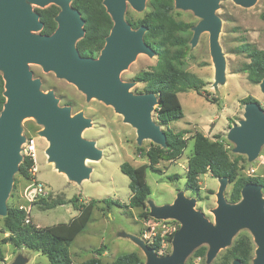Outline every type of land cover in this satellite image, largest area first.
I'll list each match as a JSON object with an SVG mask.
<instances>
[{"label":"water","instance_id":"1","mask_svg":"<svg viewBox=\"0 0 264 264\" xmlns=\"http://www.w3.org/2000/svg\"><path fill=\"white\" fill-rule=\"evenodd\" d=\"M241 7H251L256 0H232ZM146 0H103L112 27L96 58L80 56L76 43L84 35V20L72 8L71 0H0V72L5 99L0 111V217L7 214L13 177L21 163V122L31 117L42 126L38 132L48 142L44 155L47 162L63 172L67 180L80 184L88 179L92 168L86 159L96 161L102 153L95 142L81 137L91 127L89 118L82 113L71 116L70 108L58 106L53 92L40 90V81L32 78L28 64H36L44 72H52L58 79L72 84L86 100L95 98L113 108L123 122L135 129L136 142L150 140L165 148L166 135L151 118L159 103L154 93L133 94L134 82H123L120 73L138 54L149 57L154 51L144 42L146 27L132 29L124 14L127 5L141 12ZM174 8L189 10L199 21L192 28L190 46L196 45L201 33H208L209 53L214 64L215 85L224 81V59L218 46L220 20L215 14L219 0H174ZM32 5L41 9L54 5L59 12L54 18L56 29L50 35L41 34L43 23ZM264 95V77L259 83ZM243 118L233 125L227 139L235 145L233 152L253 161L264 144V110L258 102L244 105ZM219 183L216 208L212 210L214 223L194 209L195 201L183 192L177 193L172 204L149 207V217L155 220H175L180 228L172 237V251L158 257L143 241L131 236L145 256L144 264H184L198 247L207 245L206 263L218 251L230 244L240 229H247L255 245L251 264H264V198L262 189L246 184L240 191V200L229 203L224 191L227 178ZM13 264H21L17 260ZM232 264H241L234 260Z\"/></svg>","mask_w":264,"mask_h":264},{"label":"rangeland","instance_id":"2","mask_svg":"<svg viewBox=\"0 0 264 264\" xmlns=\"http://www.w3.org/2000/svg\"><path fill=\"white\" fill-rule=\"evenodd\" d=\"M147 1L141 12H136L127 5L124 17L133 22L143 19L149 11ZM41 9L32 5V10ZM215 14L220 20L218 33V46L224 59V81L215 85L214 64L209 53L208 33H201L196 45L189 44L186 58V70L195 74L205 83L204 91L214 102L206 101L192 90L177 94L182 107L184 117L169 125L175 132L186 131V149L176 161H159L153 168L146 169V182L150 188V195L146 200L144 209H125L115 205L106 208L103 203H97L93 209L91 221L72 241L69 253L75 264H81L95 256V251L100 250L102 264H110L116 257L136 253L144 264L146 259L141 249L133 242L131 236L138 238L148 245L153 236L163 238L158 257L169 255L172 251L171 243L166 242L169 232H175L180 228V223L175 220H155L149 217H140L141 213L149 207L172 204L177 193L183 192L186 197L194 199V209L203 213L204 217L214 223L212 210L216 208V193L219 183L209 174L199 177V194L193 195L185 189V170L187 159L192 154L193 143L191 136L194 132H200L212 141L221 142L231 160L241 157L238 162L239 177L264 178V144L260 147L257 157L248 161L245 155L233 152L235 145L227 139V134L233 125L243 118L244 105L241 100L252 97L264 110V95L259 84L248 82L246 74L240 72V68L248 60L241 54H235V48L241 43L255 46L264 50V0H256L251 7H241L232 0H219ZM176 20L190 23L193 27L199 19L189 10L175 9L172 12ZM156 63V56L149 57L138 54L134 61L120 73L123 82H132L135 75L147 71ZM32 72V78L40 81V90L44 93L53 92L58 100V106L70 108V114L82 113L91 121V127L86 128L81 137L95 142V146L102 153L96 160L86 159L85 164L92 168L90 176L80 184L67 180L64 174L57 172L54 164L47 162L44 150L48 142L40 137L38 132L42 126L37 125L31 117L24 118L21 122V135L32 136L36 142V177L47 192L44 197L48 201L63 199L66 201L76 198L79 203H89L91 200L101 201L109 199L120 205L129 202L130 191L128 178L120 172L119 166L127 162L134 167L148 166V160L140 156L138 150L147 151L155 147L150 140L136 142L135 129L123 122L122 116L115 113L113 108L103 102L91 98L86 100L83 93L72 84L63 79H58L52 72H44L39 65L28 64ZM1 75V72H0ZM144 84L134 82L130 88L133 94H143ZM155 109V108H154ZM154 109L151 113L152 120L156 123ZM157 124V123H156ZM158 125V124H157ZM160 126V125H159ZM168 127V126H167ZM162 130L165 127L160 126ZM161 148V147H160ZM175 176L176 180L169 181L168 177ZM23 180L17 173L13 177V185L6 201L7 207H29V220L37 227L55 226L69 222L75 215L72 203H65L54 209L42 210L34 199L29 203L23 197V192L32 182ZM232 183H228L224 197L228 201V195ZM262 192V198L264 193ZM36 203V204H35ZM129 211V212H127ZM3 218L0 217V247L4 253V261L0 264H13L20 260L21 264H49L47 258L38 252L28 249H14L11 245H3L1 241L7 236L4 232ZM240 237H248L253 246V238L247 229H240L231 239L230 244L218 251L214 259L206 263V259L193 258V253L200 247L207 250V245L195 249L185 260L184 264H232L229 252L233 243ZM103 247V248H102ZM253 259V258H252ZM230 261V262H229ZM233 262V261H232Z\"/></svg>","mask_w":264,"mask_h":264},{"label":"trees","instance_id":"3","mask_svg":"<svg viewBox=\"0 0 264 264\" xmlns=\"http://www.w3.org/2000/svg\"><path fill=\"white\" fill-rule=\"evenodd\" d=\"M103 0H71L72 8L76 9L83 18L84 35L77 41L76 48L82 57L96 58L104 45V40L110 32L112 21L102 4ZM174 0H148L149 11L143 19L133 22L126 18L132 29L141 25L146 27L144 42L154 51L156 63L147 71H142L134 76V80L144 84V93H154L159 96V103L155 107L156 123L162 127L166 135V147H152L147 151L138 150L140 156L148 160V166L134 167L127 162L120 164V172L128 180L130 191L129 202L120 205L109 199L101 201L91 200L89 203H79L76 198L69 201L63 199L47 200L39 198L37 205L42 210L54 209L65 203H72L76 215L67 223L55 226L37 227L31 222L26 224V213L18 207H7V214L3 217L4 232L7 236L1 241L3 245L9 244L14 249H28L45 256L49 264H75L69 253V246L74 238L82 232L91 221L93 209L97 203H103L106 208L115 205L120 208L144 209L146 200L150 195V188L146 182V169H153L159 161H176L186 149V131L175 132L170 129L171 123L181 120L184 115L177 94L187 90L194 91L206 101L214 102L204 91L205 83L195 74L186 70V58L189 51V44L192 36L193 25L181 20H176L172 12ZM40 14L43 23L41 34L50 35L56 29L54 18L59 8L50 5L44 9H36ZM241 54L248 60L240 68V72L246 74L249 83L257 85L264 77V50L255 46L241 43L233 51ZM3 93V80L0 75V111L5 102ZM249 102H256L252 97L241 100L245 105ZM168 126V127H167ZM193 143L192 154L187 159L185 170V189L193 195L199 194V177L209 174L214 179L227 178L232 183L228 195L229 203H237L240 200V191L246 184H255L261 187L264 192V178L260 177H239L238 162L241 157L230 159L223 144L212 141L200 132H194L191 136ZM33 163L23 160L18 167L17 174L23 180H31L29 170ZM169 181L176 180L175 176L168 177ZM36 204V203H35ZM129 212V211H127ZM147 210L140 214V217L147 218ZM177 231V230H176ZM175 231V232H176ZM172 233L165 240L171 243ZM159 235L153 237L148 244L155 253L161 248ZM103 248V247H102ZM100 250L95 251V256L87 259L81 264H102ZM253 246L248 237H240L233 243L229 252L231 263L239 260L241 264H251ZM206 249L200 247L193 253V258L204 259ZM4 261V253L0 247V262ZM229 261V262H230ZM110 264H143L136 253H127L115 258ZM188 264H192L189 262Z\"/></svg>","mask_w":264,"mask_h":264},{"label":"built area","instance_id":"4","mask_svg":"<svg viewBox=\"0 0 264 264\" xmlns=\"http://www.w3.org/2000/svg\"><path fill=\"white\" fill-rule=\"evenodd\" d=\"M24 137H25V140H24V143L21 145V151H20V154L22 157L21 162L23 160H29L33 163V167L31 168V170H29V172L31 173V176L34 178V177H36V173H37V171H36V161H37L36 142H35V139L30 135L24 136ZM47 195L48 194L43 189V186L38 181H35L34 179H32L31 184L28 186V188L25 190V192H23V197L29 203L33 202L34 199H37L39 197H46ZM18 209L25 211V213H26L25 223L26 224L30 223L29 216H28L29 207L25 208L23 206H20ZM172 233H174V231L169 232V235H171ZM155 236H153V237H155ZM152 239H151V241H152ZM151 241H149L148 244H150ZM163 241H164L163 238H161V243Z\"/></svg>","mask_w":264,"mask_h":264},{"label":"bare ground","instance_id":"5","mask_svg":"<svg viewBox=\"0 0 264 264\" xmlns=\"http://www.w3.org/2000/svg\"><path fill=\"white\" fill-rule=\"evenodd\" d=\"M57 172H59L58 170H57ZM59 173H62V174H64L63 172H59ZM64 176H65V174H64ZM66 177V176H65Z\"/></svg>","mask_w":264,"mask_h":264},{"label":"flooded vegetation","instance_id":"6","mask_svg":"<svg viewBox=\"0 0 264 264\" xmlns=\"http://www.w3.org/2000/svg\"><path fill=\"white\" fill-rule=\"evenodd\" d=\"M155 56H156V55H155ZM132 82H136V83H137V81H135L134 78H133V81H132ZM140 83H141V82H140Z\"/></svg>","mask_w":264,"mask_h":264}]
</instances>
